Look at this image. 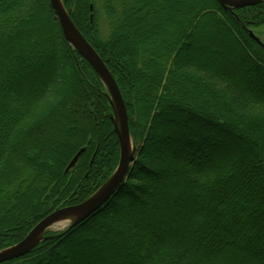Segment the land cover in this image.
<instances>
[{"label":"trees","instance_id":"16d2710c","mask_svg":"<svg viewBox=\"0 0 264 264\" xmlns=\"http://www.w3.org/2000/svg\"><path fill=\"white\" fill-rule=\"evenodd\" d=\"M96 2L101 10L97 16L99 13L108 26L106 34L98 26ZM171 2L159 0L152 9L150 0L128 4L126 0H62L71 21L114 78L126 107L130 136L137 141L145 139L141 153L147 165L144 162L138 172L152 174L147 166L157 167L170 160V166L164 165L161 171L172 177L169 186L180 190L177 196L150 192V204L134 211L137 219H122L110 228L114 237L99 241L98 254L86 262L133 264L130 254H137L143 256V264H264V94L252 89L264 88V47L246 30L252 17H264V1L228 11L216 0L206 4L189 0L184 12L177 13L179 19L161 21L160 13L173 11ZM6 7L7 17L0 11V249L20 242L53 211L80 203L74 200L54 207L76 188L79 193L90 191L100 183L104 171L110 170L106 173L110 177L119 161L106 91L99 84L96 95L78 81L71 61L80 56L64 40L48 0H13ZM141 11L153 33L164 27L167 30L158 38L132 43L123 29H137L143 20L137 15ZM210 26L219 30L210 29V44L198 50L204 56H195L191 41L200 39ZM44 33L49 35L48 49L41 46L46 45L40 40ZM38 42L40 50L36 52ZM188 48L192 49L190 56L182 52ZM32 49L30 61L22 52ZM117 57H129L133 85ZM243 64L249 66L246 79L238 76ZM55 86L69 91L66 103H60L23 135L17 134L31 108ZM157 118L163 124L154 131ZM149 141H154L158 152L150 156V165ZM236 142L244 146L243 156L220 160L236 152ZM11 143L28 158L29 170L24 171L14 158L2 165ZM251 146L258 149L248 153ZM80 149L84 151L71 168L73 174L64 173ZM164 149H171V156L167 157ZM46 155L56 158L54 170L42 160ZM135 186L124 182L110 207L116 200L138 202L137 193L144 189ZM195 193L203 202L189 204L188 200L196 202ZM75 198L78 195L69 199ZM177 199L182 202L177 204ZM45 202L53 205L41 213L39 206ZM107 205L68 230L42 239L27 254L2 264H52L58 257L56 250L66 241L85 229L94 234L90 224L100 226V218L108 220V211L100 214ZM168 225L174 232L159 238L156 229ZM83 239L77 238L76 245ZM69 264L77 263L72 260Z\"/></svg>","mask_w":264,"mask_h":264},{"label":"rangeland","instance_id":"374dc122","mask_svg":"<svg viewBox=\"0 0 264 264\" xmlns=\"http://www.w3.org/2000/svg\"><path fill=\"white\" fill-rule=\"evenodd\" d=\"M11 1H13V0H0V11L4 15V17H7V14L9 13V8L6 7V3L11 2ZM92 1H94V0H92ZM130 1L131 0H126V3L128 4ZM171 1H172L171 6L173 8L172 9L173 11L164 10V12L160 13L158 15V19H160L161 21H164V19H167L170 17L174 20L179 19L181 17V15H177V13L184 12L183 10H185L186 4H188L189 0H171ZM262 1H264V0H259L258 2H262ZM48 2H49V0H48ZM61 2H62V0H61ZM158 2H159V0H150V5L148 4V7L149 8L151 7L153 9L154 6L158 4ZM205 2L207 3L208 0H201V3L206 4ZM95 6H96L95 16H97V12L100 13L101 10H100V5L98 3L95 4ZM77 7H78V3H77ZM99 13L97 16V19H99L98 26H99L100 31L103 34H106V33H108V26L106 27V25H105L106 23L104 21H102L103 18L99 16ZM52 14H53L52 15L53 19L56 20L54 13H52ZM137 15H140L142 18L143 17L142 11L139 12ZM145 19H146V17H145ZM145 19H144V17H143V20L141 19V22L139 23L137 29H135V30L133 29V27L123 29V35L126 38H128L132 43L140 42L143 39H146V40L151 39L152 40V39L158 38L163 34L161 32L162 30H167V28L164 27V28H161L162 30L159 29V31H157L155 34L152 32L151 28L149 27V25H148L147 21H145ZM80 24L82 26H85L84 21H82V22L80 21ZM93 25L95 26V24H93ZM170 25H172V22H170ZM226 25L228 27H230L227 23H226ZM58 28H60L59 23H58ZM210 29L213 31L219 30V28H217V27H211L210 26L209 28L205 29L204 32H202L203 35L200 39H193L191 41V47L195 48L197 53H198L199 47H202L204 44H210V38H212L211 35L213 32V31H210ZM60 30H61V28H60ZM168 30H169V28H168ZM246 30L248 31V33H251V35L253 36L255 41H257L260 45H262L264 47V17L258 18V19L252 17V19L249 21V25L246 27ZM42 31L46 32L47 29L44 26H42ZM134 34H136V35H134ZM86 35H88V34H86ZM88 37L90 39V36H88ZM40 40L42 41V43H44L46 45H42L40 42H38V44L36 45L37 47L34 49L36 52H38L40 50V44H41V46H44L47 49L49 48V45H50L49 44L50 43L49 42V35H46L44 33V35L42 36V39H40ZM235 40L238 43L241 42V39L236 38V36H235ZM72 50H74V49L72 48ZM191 50L192 49L188 48L182 52H184L186 55L189 54V56H190L191 54H193V53H191ZM29 51H31V52H29ZM29 51H27V52L23 51L22 53H24L25 56H28V57L32 56L33 55V49L29 50ZM196 52L194 54L195 56H198V57L204 56L203 53L200 52L197 54ZM104 55L106 56L105 53H104ZM17 56L19 58V55H17ZM75 56L76 57L73 58L74 60H72L71 63L75 66V69L78 72V76H79L78 81L81 82L83 84V86L89 92H93L96 95L99 94V88H98L99 84L104 87V90L106 91L107 100L109 101L108 104H109V107L111 109V114H112V117L114 120V124L117 125L116 112H115V109L112 106H110V96H109V93H108L106 87L104 86L103 82L99 78L98 74H96L97 77H95L92 74L93 71L89 67L86 66V63H85L86 61L80 55H79L80 58L77 55H75ZM119 56H120V53H119ZM59 57H60V59L65 61V57H64L63 52L59 53ZM120 59L121 58H118V57L116 58L117 61H119V62L121 61L123 63V66L125 69V74H126L125 77H127V81L132 84V78H131V72L132 71H131V67L129 64V57H123L121 60ZM29 60L31 61L32 58L29 57ZM111 64L113 66V63H111ZM243 67L240 68V73H238V76L242 75V77L246 79L247 76H245V69L247 70L249 68V66L246 64H243ZM66 72H69V71L67 70ZM94 78H96L97 80H94ZM133 81H135V80H133ZM245 83L247 84L248 82H245ZM190 87L193 91L197 92L199 95L201 94L199 92V90H197L196 88H193V86H190ZM252 89L255 92L259 93L261 91L264 94V88L256 87L255 89L254 88H252ZM68 93H69V91L65 90L64 87H62V86L53 87L51 89L50 93L47 94L45 96V98L42 101H40L39 104H36L31 108L29 116L18 126L16 133L18 134L20 132L23 135V133L29 131V129H31L32 127L39 124L40 120L42 121L43 119H45V117H47L51 113H53V111H55L57 109V107L60 105V103L62 105H64L66 103ZM78 96L80 97L81 95H78ZM161 124H163L161 119H159V118L155 119V123L153 124V130L154 131H156L157 129L159 130ZM135 133L137 134L136 131H135ZM130 138H131L130 149L134 147V148H136V151L134 154V159L131 162L130 169L128 171L127 177H126L124 182H127L128 184H132V186L136 185L135 186L136 188L141 187V186L143 187L144 190L142 193L136 192L138 202H136V201L131 202L129 200L127 203H124L121 200H118V201L116 200L115 205L110 207L111 203L115 200L116 195H118L117 192H118L119 188L122 186L121 185L118 188V190L107 201V204H108L107 207H105V209L100 213V214H102V213H105L106 211H108V213H107L108 220L104 219V217L100 218V221H101L100 226H98L96 223H94L96 225L91 223L90 224L91 227H93L95 229L94 234L91 233V230L89 233L87 231L88 229H85L84 231L77 233L73 238L66 241L65 244L61 245L56 250V252H58V254H57L58 257L52 261V264H62V263L63 264L68 263L69 264V262L72 263V260L77 264H87L86 261L88 259H90V257H92V255L98 254L97 250L100 248L99 241H101L102 239H104L106 237H114L113 233L110 232V228H112L113 226L119 225V221L122 219H124V221H127L128 219H137V216L134 214V211L139 210V209L141 210L142 209L141 205L144 207V205L147 206L148 204H150L149 203L150 197L148 196V194H150V192L153 194L164 192L166 194L170 193L172 195H176V196L178 195L180 190L169 186V183L172 182V177H170V176L168 177V176L164 175V172L161 171V168H163L164 165L169 164V166H170V163H169L170 160L166 161V162H160L161 165L160 166L158 165L157 167L151 166L150 164L152 162L150 161V156H157L158 152H155L154 141H152V142L149 141L148 146L146 148V152H147V155L149 156V159H147V160H149L148 165H150L152 168H150V166H147V168H148V170H150V172H153L152 173L153 175L151 173L142 175V173H140L138 171H140L141 167H144V162H146V159H144V156L142 154L143 152L141 153V148H142V145H144L145 139L143 140V138H140V140L137 141V140H134V138H132L131 136H130ZM223 139H224V137H223ZM223 139H221V141ZM225 142L226 141H224V143ZM228 143H231V142H228ZM235 147H237L236 152L234 151L231 154L227 153L226 157L221 158L220 160H223V159L231 160V159H234L236 157H242L243 156L242 155L243 154L242 149L244 146L242 144L237 145V142H236V145L234 144V148ZM16 149L17 148L12 147V143L10 146H8V153L3 157L2 165L6 166L8 160L10 163V161L14 158L15 160L19 161V163L22 164L24 171L29 170V164L27 163L28 158H25L24 156H22L19 149L17 151H16ZM257 149H258V146H254V147L251 146V147H249L248 153H251ZM102 150H103V148H102ZM164 150H165L167 157L171 156V149L170 150L164 149ZM10 151H12V152H10ZM231 155H233V156H231ZM54 159H56L54 156L52 158H50L49 155H46V158H42L43 161H46L48 163L49 168H51L50 170H54L56 167L55 166L56 162H54ZM146 165H147V162H146ZM109 171H104V173H103L104 175H101L102 180H100V183H96L95 185H93L92 188L90 189V191H89V189L88 190L82 189V192L79 193L80 188H76L72 192H70L68 197L63 198L62 200L59 201V203L57 202L58 204L54 207L57 208V207H61V206L65 205L67 203H74V200L78 201L80 203L83 201H86L91 196H93L108 181V179L110 177H108L109 175L107 176L106 173H108ZM64 173L73 174L71 169H69L68 171L64 170ZM139 179L142 182H139ZM143 180L145 182H143ZM74 194L78 195V199H76V198L75 199H69ZM140 194H143L144 196H142V198H140L139 197ZM195 195H196L195 198L197 199L196 202L195 201L190 202V200H188L187 202L189 204L193 203V205H197V204H199V201L203 202V200L201 198H199L198 193H195ZM176 196H174V197L177 198ZM52 197H54V196H52ZM79 197H81V198L79 199ZM47 200H49V198ZM180 200L181 199H177L176 203L178 204L180 202ZM8 201L13 202V200H11V199H9ZM181 202H182V200H181ZM52 205H47L46 202L42 203L39 206L40 207L39 211L41 213L42 212L46 213V212L50 211L49 207ZM109 213H113V216L110 215ZM75 221H76L75 216H73L69 219L62 218V219H59L58 221H55L44 232V234L42 235V239L44 240L47 238V236L56 235V234H59L63 231L68 230L70 227L75 225L74 224ZM97 227H99V228H97ZM173 232H174V227L172 225H168L167 227L160 226L159 228L156 229V234L161 239L168 237ZM80 237L85 238V239L82 240L83 243L76 245L75 242H76L77 238H80ZM6 248H8V247H6ZM6 248H2L0 250L6 249ZM94 248H96V249H94ZM81 253H82V255L79 256L78 254H81ZM130 257L132 259H134L133 264H143V256H142V258L141 257L139 258L137 256V254H130Z\"/></svg>","mask_w":264,"mask_h":264},{"label":"water","instance_id":"95a60500","mask_svg":"<svg viewBox=\"0 0 264 264\" xmlns=\"http://www.w3.org/2000/svg\"><path fill=\"white\" fill-rule=\"evenodd\" d=\"M226 10L239 9L257 3L259 0H216ZM51 9L59 23L64 40L71 46L98 74L110 96V106L115 109L117 125L115 132L119 143V162L108 181L89 199L81 203L57 209L39 221L29 233L17 244L0 250V264L17 259L31 251L41 240L48 227L66 216H75L74 224L80 223L101 208L124 183L136 148L130 149V133L126 107L119 88L111 73L97 52L75 27L68 16L61 0H49ZM84 151L80 149L67 165L71 169Z\"/></svg>","mask_w":264,"mask_h":264},{"label":"bare ground","instance_id":"6f19581e","mask_svg":"<svg viewBox=\"0 0 264 264\" xmlns=\"http://www.w3.org/2000/svg\"><path fill=\"white\" fill-rule=\"evenodd\" d=\"M71 217H73V216H66V217H64V219H69V218H71ZM62 219V218H61Z\"/></svg>","mask_w":264,"mask_h":264}]
</instances>
